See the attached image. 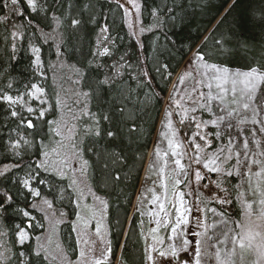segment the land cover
Wrapping results in <instances>:
<instances>
[{
	"label": "trees",
	"instance_id": "1",
	"mask_svg": "<svg viewBox=\"0 0 264 264\" xmlns=\"http://www.w3.org/2000/svg\"><path fill=\"white\" fill-rule=\"evenodd\" d=\"M84 2L85 0H36L34 13L29 10L26 0H18L17 3L6 0V6L0 7V14L9 18L6 23L0 24V70L6 72L5 79L8 76L16 78L15 86L20 90H23V86L27 83H38L44 87L47 92L45 98L53 103V112L49 119L56 118L60 131L66 133L68 137L67 140H61L60 137L50 135L46 122L37 121L34 134L45 138L47 147L44 150L50 153L48 159L40 154L39 148L35 152H28L24 159L19 161L14 158L9 159L0 153V171H3L5 165L7 168H12L16 163L21 165L0 177V189L11 194L10 203L4 204L3 198H0V204L4 205L0 207V232L3 234L7 248L15 249L17 253L21 250L25 252L30 258L27 264H71L69 261L76 256L77 243L71 224L79 211L78 200L86 190L77 187L73 182L75 178L73 167L66 169L71 176L67 173L62 175L57 167L68 159L72 160L70 145L80 148L79 156L84 163L86 180L91 191L103 196L110 205V209L105 210V214L112 237V252L115 256V247L124 229L130 203L136 194L146 156L150 150H156L158 147L152 146V141L164 99L175 77L173 74L172 81L166 82L161 73H153L154 79L151 82L144 80L139 74L138 65L145 57L149 61L151 72L162 61H167L174 67L184 58L188 44L198 45L205 37H208L205 50L216 51L214 41L217 37L223 38L229 49L227 55L217 52V55L212 57L216 61H209V63H217L221 69L228 67L226 72L215 73L219 78L208 81L199 74L204 72L201 68L199 73L194 72L183 84H176V90L183 92L184 97H188L193 102L187 108L184 123H181L183 119L179 115L172 116L169 123L172 140L175 138L177 141L176 145L179 147L176 146V149L180 155L183 153L182 149L186 155L193 147L191 117L199 115L205 120L209 118L208 113L203 109L195 114L191 111L192 107H199L195 101L200 99L201 93L205 94L204 101H200L204 103L205 109L210 106L207 92L212 86L225 97L226 101L238 103L240 82L237 83L231 74L244 76L249 65L264 64V19L261 18L264 16V0H235V7H231L233 0H167L168 5L176 8L173 13L176 19L173 21L169 17L158 35L143 34V48H135L133 45L136 38L126 28L122 9L117 11L113 8V11L108 12L112 0H87L90 5L87 13L82 10ZM139 2L145 5L144 13L140 15V25L147 26L151 20L156 22L155 17H150V9L154 4H161L164 0H139ZM21 11L23 15L19 14ZM93 14L108 15L112 38L119 45V47L113 46L114 55L102 59V67L88 65L90 57L93 61L98 59V56L92 55L94 30L87 24ZM77 16L84 23L73 29L71 19ZM56 18L63 21L62 27H56ZM101 22L103 23V18ZM13 29L23 34L22 40L10 37ZM56 32L63 34L61 40L53 39L52 42L45 43L50 37L55 36ZM64 41L66 43L63 45V52L58 57L57 44ZM12 44L16 46L15 51L10 50ZM30 45H38L42 49V59L45 64L43 76L35 75L33 71ZM121 55L127 57L131 68L120 69L121 72L126 73L124 79H118L110 88L101 89L100 77L107 75L111 78L113 73L110 65L114 64L118 67L122 63L119 59ZM75 68L79 70L76 71ZM130 76H135V79H130ZM198 80H202L203 83L196 92H193ZM260 80H263L261 76ZM208 83L211 84L210 88L207 87ZM89 88L92 89L90 98L82 94L83 90ZM165 88L167 91L162 94L159 89ZM173 96L175 98L177 94L173 93ZM57 99L59 104L55 103ZM121 104H125L129 111L136 109L135 132L129 131L127 112L121 114L117 111ZM39 106L37 100L33 107ZM105 115L108 116L107 122L104 119ZM97 119L99 123L96 122ZM11 126L10 123L9 127ZM97 128L100 130V136L95 135ZM109 131H115L116 136L109 138ZM214 131L210 130L211 148H205L210 152L215 151L219 143L226 139L224 134L220 136L223 139H220L213 134ZM4 132L6 134L7 130L4 129ZM59 141L63 142L62 147L64 145L69 149L63 158L57 153ZM52 149H55V152ZM230 157L233 156L228 157L225 168L227 171L236 172V169H232L236 165L235 161L229 163ZM38 163L43 164V167L38 168ZM162 166L168 196L171 197L174 189L177 188L189 200L192 195L189 193L193 181L192 172L180 161L178 173L182 178H178L179 182L176 178L178 176L174 170L175 166H171L166 159ZM26 171L36 177L35 183L32 184V188L39 193L36 196L31 191L25 190L19 182ZM225 172H220L219 179L227 187V199L234 198L227 210L235 220H239L242 216L241 199L239 200L242 176L229 178ZM176 181L179 182L177 187H175ZM262 182L264 184V175ZM86 204L89 206L91 203ZM24 209L27 210L28 217L22 214ZM43 211L53 214L54 219L60 216L66 219L54 232V242L57 239L56 248H59L63 262L39 247L38 239L46 226ZM18 232L27 233V240L20 246ZM3 249L5 251L6 248ZM145 250L140 217L138 212L134 211L117 260L119 264H147ZM34 252L39 254L35 255ZM107 257V260L105 256L100 260L103 264H108V261L112 260L113 264L112 254H107ZM208 258H210L209 264H212L214 260L209 249Z\"/></svg>",
	"mask_w": 264,
	"mask_h": 264
},
{
	"label": "rangeland",
	"instance_id": "2",
	"mask_svg": "<svg viewBox=\"0 0 264 264\" xmlns=\"http://www.w3.org/2000/svg\"><path fill=\"white\" fill-rule=\"evenodd\" d=\"M121 2L125 4L129 12V15L125 17L124 11L122 10L127 30L130 34L136 32L139 36V28L141 26L140 16L136 14L135 8L127 3V0H121ZM231 77L237 83L240 82L238 103L236 101H226L225 97L218 93L214 86L208 91L214 97H219V100H213L211 102V105L214 106L215 113L212 119L217 124L213 134H218L217 136L219 137L223 134L226 136L224 142L219 143L213 152L207 151L205 149L207 147L206 141L201 140L196 135L199 133V136L207 137L208 142H210V130L197 129L192 123L193 131L191 138L193 147L186 155L182 149L183 153L180 155L176 149L177 141L175 138L172 140L170 127L167 126L172 117L164 116L162 120L161 111L152 141V146L158 147L156 150H150L146 156L136 194L132 200L133 209L139 211L144 219V225L146 227L143 231V237L146 248L149 244H157L159 239H162L163 244L159 245L162 250L171 253L173 247H175L176 252L183 255L184 253L180 252L184 244L182 234L190 235L189 229H191L192 232L200 231L201 235L199 240L201 252L207 255V259L208 249L211 251L215 262H212V264H264V204L260 203L261 200H264V184L263 182L261 183L264 172L260 176H257L255 172L259 171V168L253 166V174L246 175L245 171L247 169L242 166L246 159L243 149L244 139L249 143L247 156L253 160L260 159L264 161V155H259L260 153H264V76H261L263 80H260V75L251 74L243 76L242 74L233 73ZM175 79L176 76L169 86L168 93L172 92ZM175 93L177 96L174 99L180 101L181 107L175 108L174 105L165 104L168 98L167 94L162 110L167 107L169 111L176 113L173 115L174 117H177L179 115L178 113H181L179 116L184 120L187 115L184 116L183 113L187 112L189 104L193 102L188 97H184L183 92L176 90ZM195 119L196 123L200 124L205 121L199 115H195ZM253 131H255L256 135L252 134ZM59 137L61 140L68 139L66 133L63 132H61ZM62 143L61 141L58 143V155L63 158L64 154L70 149L69 152L72 154V160L68 159L66 162L57 166L60 173L64 175L67 173L66 169L73 167L75 178H70L73 179L77 187L80 186L81 189L86 190L82 192L81 198L78 200V203H80L79 211L76 213L75 218L72 219L71 225L76 238L77 252L75 258L69 262L71 264H94L95 260L99 259L101 254H105V256L108 254L104 253L105 250H108V236H106V229L103 225L104 219L100 220L96 216L97 212H95L102 205L99 203L96 204V201L93 200L89 193L91 189L86 180L84 163L79 156L81 154L80 148L70 145L68 149L64 145L62 147ZM238 152L240 153V159L234 162L236 165L232 169L239 170L242 176L241 186L239 187L242 216L241 219L235 220L227 210V207L215 204L214 194L218 193V189H216L213 181L221 183L219 179L221 177L220 172L227 171L225 163L228 157H235ZM166 154L169 155L167 156ZM165 159L170 162L171 166H175L174 170L179 182L180 180L178 178H182L181 174L178 173L180 161L192 172L193 181L191 191L189 192L192 195L189 200L177 188L174 189L173 196H168L162 166ZM209 168H218L219 171L214 176L208 170ZM261 168H264V163L261 164ZM197 171H199L203 179L197 180L195 178ZM67 174L71 176L69 172ZM178 181H176L175 187H177ZM171 186L173 187V184ZM222 186H224L223 183ZM223 195L227 199V192ZM169 199L170 203L168 204ZM244 199L251 202L250 211L245 207L243 203ZM82 200L83 202L91 204L87 206ZM211 207H216L218 210L224 212L227 222L217 223V221L221 220V217L217 213L209 211L208 209ZM198 209L202 211H197ZM99 211H103V208ZM191 211H196L195 217L190 218ZM43 212L46 226L44 232L41 233L38 239L39 247L53 258L63 262V256L60 254L59 248H56L58 246L57 239L54 242V232H56V228L58 230L60 223H63L66 219H62V216L54 219L53 214L50 212ZM185 219H188L189 222L183 223ZM97 223L101 225L99 235L96 232ZM177 224L180 226L175 227ZM200 224H203L204 227H198ZM162 226L163 231L159 232V234L151 231L152 229H160ZM174 228L175 230H173ZM153 236H156L158 239L153 240ZM0 240V252H3V248H7V246L4 244L3 234L1 232ZM81 251L84 252V256L80 255ZM194 252L195 248L193 247V251L190 249V252L186 253V258H189V264H191L190 255ZM0 264H5V261L0 260ZM177 264H182V261H177Z\"/></svg>",
	"mask_w": 264,
	"mask_h": 264
},
{
	"label": "snow or ice",
	"instance_id": "3",
	"mask_svg": "<svg viewBox=\"0 0 264 264\" xmlns=\"http://www.w3.org/2000/svg\"><path fill=\"white\" fill-rule=\"evenodd\" d=\"M13 3H17L18 0H12ZM26 3L29 7V10L33 13L36 10V0H26ZM127 3L135 8L136 14L138 16L143 15L145 5L139 2V0H127ZM110 7L108 8V12L113 11V8H115L117 11L123 10L124 16L127 17L129 15L128 9L125 7V4L121 2V0H112V2L109 3ZM6 6V0H0V7ZM71 7V4L69 5ZM90 5L85 0L83 3V12L87 13ZM231 7H235V0H233V3ZM231 7L229 8V11L231 10ZM176 11L175 6H170L167 4V0H164L161 4H154L150 9V17H155L156 22H153L151 20V23L147 26H140L138 36L136 32H133L131 35L135 37V43L133 44L135 48H143L142 43V37L143 34H147L148 36H154V34H159L161 29L164 27L167 19L170 17L173 21L176 19L175 15L173 13ZM20 15H23V11L19 13ZM108 15L104 14L102 16H98L93 14L87 21L88 26L93 29V36L95 37L94 40H92L93 44V56H98V59L93 61L91 57L89 58L88 65L89 67H96L101 66L102 67V59L105 57H111L114 55L113 46L119 47V45L116 44V40L112 38L111 32L112 28L111 25L108 22ZM103 18V23L101 22ZM264 19V16L261 17ZM8 17H6L3 14H0V24L6 23L8 21ZM56 27L60 28L62 27L63 21L60 18H56ZM84 21L79 17H73L71 19V27L73 29L80 26ZM214 31V30H213ZM63 34L61 32H56L55 36L50 37L45 43L52 42L53 39L55 40H61L60 37ZM10 37H15L17 39H23V34L16 32L14 29L10 32ZM174 39V38H173ZM66 43V41L61 42L57 45L59 47L56 48L57 56L59 57L62 54L63 45ZM159 43V42H157ZM208 43V37H205L203 42L198 45H189L188 44V51L185 54L184 58L177 62L176 65L173 67L170 65L167 61H162L159 63L158 67L153 69L151 72L149 71V61L147 57H145L143 62H140L138 65L140 69V76L143 77L144 80H147L151 82L154 79L153 73H161L162 78L168 82L172 81V75L175 74L176 81L173 82V89L171 93H168V98L165 101V104L174 105L175 108H180V101H177L174 99L173 93L176 91V84H183L187 78L191 77L194 72L199 73V70L201 68L204 69L203 73H199L201 76L206 78L208 81L219 78L215 76V73L219 72H226L228 67H224L221 69L217 63H209V61H216L212 59V57H215L217 55V52H219L222 55H227L229 49L225 45V41L223 38L217 37L214 41L215 49L216 51H213L212 49L205 50V46ZM11 51L16 50L15 44H12L10 46ZM29 52L32 56V68L35 73V75L43 76L44 70H45V64L42 59V49L38 45H30L29 46ZM119 59L122 61V63L119 64V66H115L114 64L110 65L112 67V76L109 78V76H101L99 79V85L101 89L110 88L112 87L116 81L123 80L124 76L126 75L125 72H121L120 69H123L125 67L131 68V63H129V60L127 57L121 55ZM62 63V61H61ZM50 67H54L53 65H49ZM74 70L78 71V68H75ZM86 74V73H85ZM167 74V75H165ZM260 75L264 76V64H256V65H249L247 71L244 73V75ZM6 72L3 70H0V153H3L5 156H7L9 159H15L16 161L23 160L25 155L28 152H35L37 148H39L40 154L48 158L50 153L48 151H45L44 149L47 147L45 138L43 136L35 135L37 129V121L40 122H46L47 124V131L50 135H55L59 137L61 135L60 127L58 124V121L56 118L49 119L51 113L53 112V103L49 99H46L47 92L44 87H42L38 83H27L23 86V90H20L16 88V78H13L11 76H8L7 79H5ZM130 79H135V76H130ZM82 85V80L80 81ZM203 83L202 80H198L196 82V87L193 88V92H196L197 88ZM207 87L210 88L211 84L208 83ZM160 92L163 94L167 91V89H159ZM15 93V94H13ZM82 94L86 97H91L92 95V89H86L83 90ZM127 96V94H126ZM205 94L201 93L200 99L196 100L195 103L199 105V107H192L191 111L195 114L198 110H204L206 113L209 114V118L204 121V123H196L195 115L192 117V123L195 125L197 129H202L205 131L208 130H215L217 127L216 121L212 119L214 113V106L211 105V102L213 100H219V97H214L211 92L207 93V98L209 102V107L207 109L204 108V103H201L200 101H204ZM39 100L40 106L33 107V104ZM56 104H59V100L57 99L55 101ZM158 103L160 101L158 100ZM44 105H47L45 107ZM247 107V105H245ZM117 111L121 114H124L127 112V122H128V128L130 132H135L137 129L136 125V109L133 108L132 111H129L128 107L125 106V104H121ZM88 114L87 112L85 113ZM175 112L169 111L167 107H165L162 110L161 119L163 120L164 116H170L172 117ZM181 115V113H178ZM184 116L187 115V112L183 113ZM95 119V117H94ZM105 121L107 122L108 116L105 115L104 117ZM99 123L98 119L96 121ZM184 120H181V123H184ZM12 124L11 127H9V124ZM170 127V124L167 125ZM4 129L7 130L6 134L4 132ZM212 133L209 132V135ZM253 135H256L255 131L252 133ZM96 136H100V130L99 128L96 129L95 132ZM201 140L206 141V145L208 148H211V143L208 142L207 137L199 136V133L196 134ZM218 135V134H217ZM109 138H112L116 136L115 131H109L108 132ZM215 138V137H214ZM220 139H223V137H219ZM255 143V141H253ZM258 146V145H257ZM179 147V145H177ZM198 147V145H197ZM243 149L245 152L246 159L243 162V167L247 169L245 171L246 175H252V168L253 166H257L259 168V171H256L255 174L257 176H260L262 172H264V168H261V164L264 163V161H261L260 159L253 160L251 157L247 156L248 149H249V143L246 139L243 140ZM53 152H55V149H52ZM259 155H264V153H260ZM240 159V153L238 152L235 157L229 158V163H232L233 161L237 162ZM21 167L20 164L16 163L13 165L12 168H7V166H4L3 171H0V177L7 175L9 171L14 170L15 168ZM37 167H43V164L38 163ZM214 176L216 175V172L219 171V169H208ZM225 175L229 178L233 176H239V170L236 172L233 171H226ZM195 178L197 180L203 179V177L200 175L199 171L195 173ZM36 177L32 176L30 172L26 171L23 176L20 177V184L22 187L25 188V190L31 191L34 196L38 195V191L34 190L32 188V184L35 183ZM119 179V177H117ZM15 182V178H14ZM216 189H218V193L215 195V204L216 205H224L225 207H229L233 203V199H225L224 193L227 192V187L222 186L221 183H216L213 181ZM259 187V186H257ZM90 195L92 196L93 200L99 202L100 205L103 206V210H109L110 205L106 199H104L103 196L98 195L95 192H92L89 190ZM243 195V193H241ZM0 198H3L4 204L11 202V194L7 193L6 191L0 189ZM243 203L245 207L250 211L251 210V202H249L247 199L243 200ZM261 204H264V200L260 201ZM4 206L3 204H0V207ZM211 212L217 213L219 217H221V220L217 221V223H226L227 219L225 218L224 212L218 210L216 207H211L208 209ZM197 211H202L201 209H198ZM22 214L25 217H28V212L26 209L22 210ZM196 216V211L190 212V218ZM188 219H185L183 223H188ZM158 223V222H157ZM180 225L177 224L175 227H179ZM198 227L203 228L204 225L200 224ZM158 229H152V232H156ZM175 230V228L173 229ZM96 232L97 235L101 232V225L97 223L96 225ZM190 235L182 234L184 244L180 249L181 253H189L190 249L193 247L195 248V252L191 253L190 260L191 264H209V259H206V256L204 253L201 252L200 249V240L199 237L201 235L200 231L192 232L191 229H189ZM18 236V244L19 246L23 244L25 240H27V233L23 232L21 234L20 232L17 233ZM153 240H157L158 238L156 236L152 237ZM160 244H163V240L159 239V242L157 244H149L145 250V260L147 264H177V261H182V264H189V258L184 257L183 255H180L176 252L175 247H173V250L171 253L166 252L160 248ZM243 247V245H241ZM11 253V255H9ZM108 253L112 254V259L115 260L114 253L112 252V249L109 247ZM35 255H38V252H34ZM81 256H84V252L81 251ZM17 256L19 257L17 259ZM105 259L107 260V255L105 256ZM0 260L5 261V264H27V262L30 260V258L25 254L23 250L19 251L17 253L15 249L12 248H6L5 251L0 252ZM94 264H103V262L100 259L95 260ZM108 264H112V260L108 261ZM116 264H119V261L116 260Z\"/></svg>",
	"mask_w": 264,
	"mask_h": 264
},
{
	"label": "flooded vegetation",
	"instance_id": "4",
	"mask_svg": "<svg viewBox=\"0 0 264 264\" xmlns=\"http://www.w3.org/2000/svg\"><path fill=\"white\" fill-rule=\"evenodd\" d=\"M97 203H99V202L96 201V204H97ZM132 203H133V201L130 203L129 210H128V216H127L126 223H125V225H124V229H123V231H122V234H121L120 240H119L117 246L115 247V248H116V254H115V260H113V264H116V260H117L118 257H119V253H120V250H121V247H122V244H123V240H124V237H125L126 231H127V229H128V226H129V223H130V220H131L132 214H133L134 211H136V210L133 209V207H132ZM94 206H95V205H94ZM101 208H103V206H102ZM101 208H100V209H101ZM100 209H98V210L95 211V212H97V215H96V216H97L100 220L104 219L103 225H104V227H105V229H106V236H108V249H109V247H110L111 249H113V245H112V242H111V241H112V237H110V232H109V229H108V226H107V217H106V214H105V210H103V211H99ZM137 212H138V216L140 217V225L142 226L143 231H144V228L146 227V226L144 225V219L142 218V216H141V214L139 213V211H137ZM102 227H103V226H102ZM161 231H163V226H162L160 229H158L156 232L159 234V232H161ZM111 245H112V246H111ZM104 253H108V250H105ZM108 254H110V253H108ZM103 256H105V254H101L99 259H101Z\"/></svg>",
	"mask_w": 264,
	"mask_h": 264
},
{
	"label": "water",
	"instance_id": "5",
	"mask_svg": "<svg viewBox=\"0 0 264 264\" xmlns=\"http://www.w3.org/2000/svg\"><path fill=\"white\" fill-rule=\"evenodd\" d=\"M183 256H185V257H186V256H187V254H186V253H184V254H183Z\"/></svg>",
	"mask_w": 264,
	"mask_h": 264
}]
</instances>
